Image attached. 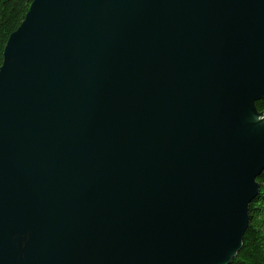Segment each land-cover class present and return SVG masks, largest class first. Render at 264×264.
<instances>
[{"label":"water","instance_id":"water-1","mask_svg":"<svg viewBox=\"0 0 264 264\" xmlns=\"http://www.w3.org/2000/svg\"><path fill=\"white\" fill-rule=\"evenodd\" d=\"M261 98L264 0H32L0 64V264H228Z\"/></svg>","mask_w":264,"mask_h":264},{"label":"trees","instance_id":"trees-1","mask_svg":"<svg viewBox=\"0 0 264 264\" xmlns=\"http://www.w3.org/2000/svg\"><path fill=\"white\" fill-rule=\"evenodd\" d=\"M32 0H0V64L9 34L19 25ZM264 110V98L256 101ZM259 191L249 203V219L242 245L228 264H264V169L256 177Z\"/></svg>","mask_w":264,"mask_h":264},{"label":"bare ground","instance_id":"bare-ground-1","mask_svg":"<svg viewBox=\"0 0 264 264\" xmlns=\"http://www.w3.org/2000/svg\"><path fill=\"white\" fill-rule=\"evenodd\" d=\"M259 125H264V113L256 114L252 116Z\"/></svg>","mask_w":264,"mask_h":264}]
</instances>
